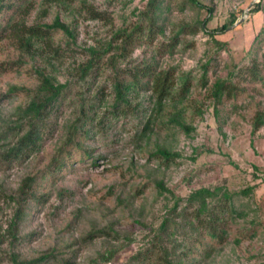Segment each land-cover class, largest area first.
<instances>
[{"label":"rangeland","instance_id":"rangeland-1","mask_svg":"<svg viewBox=\"0 0 264 264\" xmlns=\"http://www.w3.org/2000/svg\"><path fill=\"white\" fill-rule=\"evenodd\" d=\"M43 1L25 0L23 11L9 10L0 23L52 24L58 18L68 25L75 39L52 32L59 55L47 70L71 84L39 150L9 168L0 165L1 234L14 211L9 196L23 179L33 177L37 193L48 195L40 205L29 203L18 231L22 239L11 245L8 238L0 245V264H11L12 253L27 261L50 254L47 264H129L133 255L157 242L175 264H264V0H198L204 7L189 0H159L155 14L148 10L149 0ZM258 2L261 10L250 12ZM91 11L101 16L92 19ZM231 15L239 19L225 33L209 34ZM150 17L156 24L153 33ZM137 25L141 29L133 32L126 50L112 49L104 58L115 55L112 65L73 82L88 47ZM19 56L11 40H0V133L17 119V107L28 104L38 84L34 67L42 63L19 62ZM149 64L171 73L174 101H166L146 136L141 132L150 104L148 92H140L132 96L126 118L109 125L104 121L94 136L67 143L66 127L81 104L101 90L104 101L96 122L110 108L116 70ZM219 83L223 89L217 94ZM184 84L187 91L176 104ZM12 87L20 90L11 92ZM257 118L263 125L254 130ZM160 149L175 156L165 159ZM201 188L215 192L202 218H218L216 231L225 230L221 240L194 219L199 203H187ZM165 218L166 231L155 239ZM103 229L111 237L97 234ZM107 250L114 255L105 263L98 255Z\"/></svg>","mask_w":264,"mask_h":264},{"label":"trees","instance_id":"trees-1","mask_svg":"<svg viewBox=\"0 0 264 264\" xmlns=\"http://www.w3.org/2000/svg\"><path fill=\"white\" fill-rule=\"evenodd\" d=\"M25 0H0V18L11 9H18V12L23 11L22 7ZM193 5L198 7H204L198 0H189ZM57 0H44V4H52ZM17 3L19 5H17ZM159 0H149V12L154 13L158 8ZM27 5V4H26ZM18 7V8H17ZM26 9V8H24ZM261 10V2L254 4L250 12H258ZM17 11V10H16ZM210 11V10H208ZM44 10L43 13H45ZM22 14V13H21ZM92 19H98L101 15L96 11H91ZM232 19L219 26L209 34L217 35L223 34L229 27L233 26L239 19L236 15H231ZM148 17V14L147 16ZM149 33H153V27L156 25L153 17H150ZM209 18L206 16L200 25L202 29H205ZM156 27V26H155ZM137 25L130 33L127 29L119 30L111 41L105 42L99 46H90L86 49L87 59L79 64L75 68V79L73 82H84L89 76L97 73L102 66L111 64L115 60V55L108 60L104 58L108 55V52L113 50L125 51L127 46L133 41V32L140 30ZM62 31L68 37L73 38V33L70 27L56 18L52 24H32L26 25L22 22H6L5 26L0 23V40L9 39L12 41L14 48L20 52L19 62L24 58H28L32 61L39 60L42 63V67H34L36 74L37 87L33 91L30 101L25 107H17L15 115L17 119L11 124V121L7 123L5 130L0 133V142L6 143L5 146L0 147V165H4L9 168L16 162H24L32 155H34L41 147L42 141L46 135L47 129L50 127V119L54 116V112H57L59 106L62 104L65 98V93L70 88L71 80H66L64 83L59 82L56 79V75L53 72L48 71L47 68H54L53 61L57 59L59 55V48H55L52 45L50 37L52 32ZM160 31V28H159ZM193 31V30H191ZM162 32V31H160ZM194 32V31H193ZM120 41V43H118ZM116 42L115 44H112ZM120 58L122 54H117ZM104 62V63H103ZM4 67L0 64V68ZM111 80V101L110 110L108 108L102 113L101 120L96 122L98 108L104 101L101 96V90H99L87 104H81V109L69 126H67L68 137L67 143H71L77 140V137L84 136L90 138L94 136L100 129H96L99 124L117 122L120 118H126L129 114L130 102L132 96H138L140 92H148V101L150 104V112L148 118L145 120L144 127L141 132V136H146L148 132L152 130L156 121L155 115L160 113L166 101H174L173 91L174 82L173 77L169 71H157L150 64L143 66H134L128 69L116 70L112 74ZM128 77V79H125ZM223 89V84L216 85V93ZM20 88L12 87L9 91L15 92ZM187 91L186 85H183L182 90L177 91L176 95L178 101L176 104L182 101L184 92ZM216 94V95H217ZM173 103V104H175ZM174 124L181 126L187 132H190L188 127H185L178 119L171 120ZM263 125L262 118H257L254 123V130L259 129ZM104 126L101 125V129ZM79 143V141H78ZM77 143V146H79ZM165 159H169L174 154L169 153L166 150L160 149L157 152ZM87 154V152H86ZM96 159H93V164ZM59 167V166H57ZM56 170V167L53 168ZM36 181L33 177H27L21 181V184L17 187L14 193L9 197L10 202L14 207L12 217L10 219L9 227L4 234L0 233V245L3 244L6 239H10V244L20 241L22 238L18 237V231L22 225L24 218L27 215V209L29 203L42 204L47 200L48 195L38 194L34 188ZM215 195V192L210 191L207 188H201L192 192L187 200L190 205L194 202H198L199 206L194 211V219L204 229H209L208 235L213 239L221 240L222 234H225V230L222 229L217 232L214 227V223L218 222V218H213L212 214L207 220H203L202 214L206 212L208 202L207 199ZM226 197V194H224ZM206 222V224H204ZM168 220L163 219L162 223L156 230L155 239L158 237V232L164 233ZM110 231V230H109ZM106 229L100 230L97 234L101 236H109L110 232ZM94 234H89L92 238ZM157 243H152L144 250H140L137 254L131 257L129 264H175L171 258V253L165 246H157ZM114 255L113 251L107 250L98 255L101 261L108 263L111 261ZM50 254H44L32 260H22L17 253L10 255L11 264H47L49 262Z\"/></svg>","mask_w":264,"mask_h":264}]
</instances>
